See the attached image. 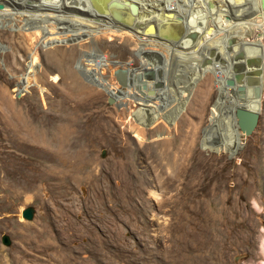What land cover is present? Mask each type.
I'll return each mask as SVG.
<instances>
[{"label": "rangeland", "instance_id": "rangeland-1", "mask_svg": "<svg viewBox=\"0 0 264 264\" xmlns=\"http://www.w3.org/2000/svg\"><path fill=\"white\" fill-rule=\"evenodd\" d=\"M240 4L247 21L259 18L249 17L250 0ZM224 6L237 14L239 5ZM16 14H0V264L263 260L264 95L243 136L214 104L215 77L195 69L208 52L223 54L201 46L202 28L194 26L198 50L156 72L160 101L145 103L132 88L119 94L112 75L125 62L147 67L132 33L140 26L73 31ZM247 34L239 41L259 40L264 72V36Z\"/></svg>", "mask_w": 264, "mask_h": 264}, {"label": "bare ground", "instance_id": "bare-ground-1", "mask_svg": "<svg viewBox=\"0 0 264 264\" xmlns=\"http://www.w3.org/2000/svg\"><path fill=\"white\" fill-rule=\"evenodd\" d=\"M112 1L123 6V9H121L122 11L118 10L117 12H121L122 16H124V25L112 19L106 20L101 18L98 9L95 7L98 5L104 8ZM242 1L243 0H0V14L17 13L20 16H24L27 15V12H34V16L45 18L49 22L56 23L60 26H67L73 31H86L88 28L92 27L93 24L107 25V21H110L112 24L108 26V28L118 29L119 26L117 27V25H120L128 29H133L140 26L137 29L138 31L135 30L134 32L133 30L132 33L138 34L137 38L140 41V47L145 49H140L141 52H143L141 55L146 62V66L149 67V70L152 71L154 75H156V72L160 71V73H162V71H165L167 64L161 61L165 53H167L168 56L167 61L171 62L173 56L176 55L180 57V54L183 53L181 50L200 48L196 37L201 34V46L209 42V51L217 49L219 53H223L219 56H222L223 59L221 61L219 59L216 66L203 67L205 70L208 69L215 77L219 91L222 89L221 86L224 74L228 75L225 71L226 65L230 64L229 61L232 59L235 60V62H240L243 68L249 72L258 69L260 71L259 80L261 82V91L257 102L252 100L250 88H246L245 90V97L248 101L245 100L243 104H240L236 99L230 97L228 94L229 92L221 90V95L223 97L221 100L217 101L218 107L221 110H225L226 107H229L231 104L233 106L243 105L259 111L260 98L264 95V72L262 71L263 48L259 40L254 42H240L239 37L241 34L246 38L248 36L247 32H255L257 30L261 31L264 36V8H261V5H264V0H250L252 2L253 13H251L249 17L254 18L255 16H259L257 19H249L251 21L250 23L249 20L247 21V9H243L245 4H240ZM135 2H138L141 8L137 6ZM226 3L227 5L228 3L239 5L237 10L238 15L233 14V8H226V6H224ZM130 4H135L137 7L135 15H131L130 13ZM146 10L152 15H148L149 13H147ZM101 20H103V23ZM181 24H186L184 25L185 29L181 28L170 34L165 30L167 27L175 28L181 26ZM126 25H128V27H126ZM148 26L153 27V34L148 35L147 32L144 31ZM194 26H199L203 29L200 31V34L197 32L195 37H193V32L195 30ZM187 27L191 30L192 34L189 35V33H187ZM92 28H94V26ZM98 30L97 28L95 29V31ZM196 30H198V28ZM228 31H231L230 34H226ZM143 36L150 38V40H145ZM231 39H233V44L229 46L227 42H230ZM157 41L162 42L161 46L165 51L157 50L159 45ZM228 52H231L233 58L227 55ZM227 57L230 58L228 62L226 59ZM246 60L249 61L250 65H246ZM148 85L152 87L151 83ZM161 87H164L163 84ZM236 135L237 133H233L234 141H236L238 137ZM184 169L186 168L184 167ZM162 170L164 169L162 168ZM261 253L263 260L258 264H264V236L262 239Z\"/></svg>", "mask_w": 264, "mask_h": 264}, {"label": "water", "instance_id": "water-1", "mask_svg": "<svg viewBox=\"0 0 264 264\" xmlns=\"http://www.w3.org/2000/svg\"><path fill=\"white\" fill-rule=\"evenodd\" d=\"M95 7L98 9L101 18L106 20L112 19L113 21L119 22L120 24L124 23V16H122L121 12H117L118 10L123 9L122 5L112 1L104 8L98 5ZM261 8H264L263 4L261 5ZM129 10L131 15H135L137 11L136 5L130 4ZM126 27H128V25H126ZM144 31L149 35L153 34L152 32L154 31V29L152 26H148L144 29ZM139 53L142 54L143 52ZM82 54L84 55L85 52H83ZM88 56H90V54H85V58H87ZM93 58L95 57H91V59ZM219 59L220 61L222 60L221 58H218L217 54L208 52L207 57L204 56L201 60H196V62H198V65H196L195 69L197 70L199 67L203 68L205 66H216ZM245 63L246 65H250L249 61L247 60L245 61ZM122 64H124L123 66L125 68L115 70L112 74L117 84L120 86V89L118 90L119 94L124 95L126 94V89L132 88L136 90L138 95L142 96V102L146 103L147 101L154 100L160 101L158 100L159 96H156L155 90L160 87L159 83L161 80L157 78L152 71L149 70V67H139L140 72H136L134 68L129 69L128 66L125 65L127 64V62L121 63L119 64V66L121 67ZM226 66L227 67L225 71L228 73V75L224 74L221 90L224 92H229L230 97L236 99L240 104H243L245 100L248 101V99L245 97V90L246 88H250L251 98L253 101L257 102L260 97L261 91L259 69L253 72H249L243 68V65H241L240 62H235V60L233 59L230 60V64H227ZM147 82H150L152 87H149ZM163 89H165V87ZM221 90L217 92L216 100L214 103L215 105H217L216 102L218 100H221L223 97L221 95ZM115 98L117 97H114L113 94L107 95V101L111 104L115 101ZM116 108L118 107L116 106ZM223 113H232L233 118L236 119L238 130L242 135L246 136L251 133L256 124L258 110L245 107L243 105H236L233 106V109L227 106L226 110L221 112V114ZM20 215L22 218L29 220L31 218V210L24 209L21 211ZM1 242L6 246L9 244V240L5 236L2 237Z\"/></svg>", "mask_w": 264, "mask_h": 264}, {"label": "crops", "instance_id": "crops-1", "mask_svg": "<svg viewBox=\"0 0 264 264\" xmlns=\"http://www.w3.org/2000/svg\"><path fill=\"white\" fill-rule=\"evenodd\" d=\"M189 30H190V29H188V31H189ZM188 31H187V32H188ZM163 56H164V57H162L163 60L161 59V61H162V63L165 62L164 64H167V62H168V61H167V59H168L167 53L164 54ZM165 57H167V58H165ZM164 59H165V60H164Z\"/></svg>", "mask_w": 264, "mask_h": 264}]
</instances>
